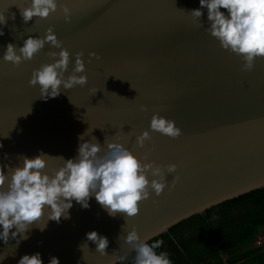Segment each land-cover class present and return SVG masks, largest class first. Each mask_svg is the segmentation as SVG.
Returning <instances> with one entry per match:
<instances>
[{
	"label": "water",
	"instance_id": "1",
	"mask_svg": "<svg viewBox=\"0 0 264 264\" xmlns=\"http://www.w3.org/2000/svg\"><path fill=\"white\" fill-rule=\"evenodd\" d=\"M61 4L71 9L68 22ZM29 6L30 0H0L7 20L0 25V165H22L17 157L35 158L41 151L73 159L87 130L84 140L95 136L104 150L105 138L121 135L119 142L142 162L165 166L169 185L175 175L180 181L159 196L150 189L151 198L127 224L122 214L109 216L94 196L87 209L73 201L70 218L59 222L47 221L46 209L18 247L15 240H0V255H7L0 264H18L23 255L37 252L43 264L53 256L60 264H109L113 251L124 247L117 237L133 225L149 242L192 216L264 188V58L242 71L241 58L205 31L207 9L201 21L191 17L199 0H58L56 13L25 23L19 9ZM200 22L204 27H197ZM49 27L70 53L65 76L75 54L83 52L86 71L78 75L88 82L68 90L61 86L59 96L44 100L39 85L32 87L29 80L34 69L54 62L47 53L60 49L45 44L19 67L3 54L8 43L18 51L28 36L42 38ZM153 114L174 121L182 135L172 139L152 131ZM146 130L152 140L138 147L136 136ZM46 159L43 171L50 175L62 166L58 159ZM168 164L177 165L176 173H167ZM91 231L107 237L108 256L90 241L80 249Z\"/></svg>",
	"mask_w": 264,
	"mask_h": 264
},
{
	"label": "clouds",
	"instance_id": "2",
	"mask_svg": "<svg viewBox=\"0 0 264 264\" xmlns=\"http://www.w3.org/2000/svg\"><path fill=\"white\" fill-rule=\"evenodd\" d=\"M199 4L200 8L190 11L191 17L201 21L204 15L202 9L206 8L209 26L205 31L219 41L222 49L241 58L242 71H251L256 59L264 58V0H199ZM19 10L25 23L32 21L34 17L46 19L50 14L57 12L58 0H30L29 7ZM59 10L63 14V19L66 22L70 21L71 9L66 4H61ZM11 18L14 20L15 15L13 14ZM6 24L5 15L0 13V25ZM197 27L204 25L200 22ZM3 35L4 32L0 28V36ZM45 44L60 51H49L47 55L54 62L42 64L32 72L29 85L32 87L39 85V99L47 100L59 96L61 86L65 90L77 85L85 86L88 82L87 76L78 75L86 71L82 59L83 52L75 54V65L71 73L65 76L71 63L70 53L62 47V41L57 38L51 27L42 38L28 36L18 51L14 44L8 43L3 59L14 67H19L21 63L32 60ZM89 56L100 58L96 53H89ZM141 111H147L146 107L141 106ZM150 129L172 139L182 135V130L174 121L158 114L152 115ZM86 132L79 137L81 142L78 146V155L73 159L65 160L62 156L53 157L41 151L35 158L17 157L18 160H22V165L15 167L0 165V229H2L0 240L5 244L15 240L18 247L22 240L28 239L26 233L30 231L32 225L38 224L44 218L46 209L47 221L59 222L61 217L70 218L69 210L73 207V201L87 209L93 196L109 216L122 214L127 224L128 219L139 214L140 203L151 198L150 189L159 196L166 187L171 191L180 181V176L175 175L169 185L165 176V166L157 165L155 161L142 162L119 142L122 140L121 135L115 134L112 140L105 138L107 150H104L95 136H93L95 142L85 141ZM151 140L152 137L146 130L136 136V145L145 147L146 141ZM150 151L152 149H149ZM148 155V152L144 153L145 161L148 160ZM46 158L58 159L63 162L62 166L53 169L50 175L43 171L47 166ZM5 168L7 172L4 171ZM166 170L169 174L176 173L177 165L168 164ZM149 174L154 178L149 180ZM45 227L46 223L39 228L43 231ZM148 239L147 237L141 239L136 226L133 225L126 235L117 237L118 242L120 244L122 242L124 247L113 251L109 264L126 260L130 252L135 253L133 264H171L166 252L156 251L163 241L158 240L149 244ZM87 241L96 245V252L101 256H108L107 237L96 231L88 232L86 242L79 246L81 250L88 247ZM121 249L123 254H120ZM6 258L7 255H0V260ZM18 264H43V261L41 254L37 252L23 255ZM48 264H60V261L53 256Z\"/></svg>",
	"mask_w": 264,
	"mask_h": 264
},
{
	"label": "trees",
	"instance_id": "3",
	"mask_svg": "<svg viewBox=\"0 0 264 264\" xmlns=\"http://www.w3.org/2000/svg\"><path fill=\"white\" fill-rule=\"evenodd\" d=\"M264 188L224 202L149 241L171 264H264ZM135 253L118 264H133Z\"/></svg>",
	"mask_w": 264,
	"mask_h": 264
},
{
	"label": "built area",
	"instance_id": "4",
	"mask_svg": "<svg viewBox=\"0 0 264 264\" xmlns=\"http://www.w3.org/2000/svg\"><path fill=\"white\" fill-rule=\"evenodd\" d=\"M263 241H264V236H262V237L259 238V241L257 243V246H261V244L263 243Z\"/></svg>",
	"mask_w": 264,
	"mask_h": 264
}]
</instances>
